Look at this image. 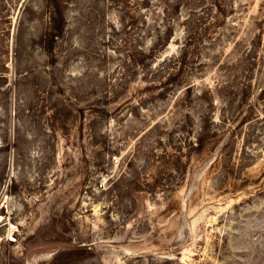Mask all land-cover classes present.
I'll return each mask as SVG.
<instances>
[{"label": "rangeland", "instance_id": "1", "mask_svg": "<svg viewBox=\"0 0 264 264\" xmlns=\"http://www.w3.org/2000/svg\"><path fill=\"white\" fill-rule=\"evenodd\" d=\"M0 264H264V0H0Z\"/></svg>", "mask_w": 264, "mask_h": 264}, {"label": "trees", "instance_id": "2", "mask_svg": "<svg viewBox=\"0 0 264 264\" xmlns=\"http://www.w3.org/2000/svg\"><path fill=\"white\" fill-rule=\"evenodd\" d=\"M59 17L61 19V12H59ZM188 144L190 145V142ZM200 145H201V142L199 141L196 146L199 147Z\"/></svg>", "mask_w": 264, "mask_h": 264}]
</instances>
